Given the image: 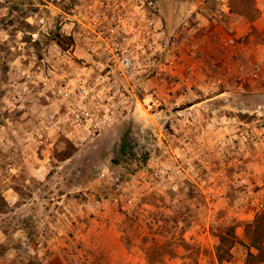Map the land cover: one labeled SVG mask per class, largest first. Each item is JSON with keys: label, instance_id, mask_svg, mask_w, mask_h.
Masks as SVG:
<instances>
[{"label": "rangeland", "instance_id": "374dc122", "mask_svg": "<svg viewBox=\"0 0 264 264\" xmlns=\"http://www.w3.org/2000/svg\"><path fill=\"white\" fill-rule=\"evenodd\" d=\"M83 1L0 0V264H264V0H145L173 48L113 170L45 79Z\"/></svg>", "mask_w": 264, "mask_h": 264}, {"label": "built area", "instance_id": "2783aa9c", "mask_svg": "<svg viewBox=\"0 0 264 264\" xmlns=\"http://www.w3.org/2000/svg\"><path fill=\"white\" fill-rule=\"evenodd\" d=\"M151 3L88 0L61 10L70 29L54 40L48 59L58 65L57 71L47 67L45 79L55 77L71 85L70 126L102 132L121 111L125 97L136 96L141 80L153 75L165 57H170L172 36L163 18L150 8ZM45 20L40 16L38 22ZM66 35L70 42L62 46ZM149 104L159 107L162 101L152 96ZM129 175L136 178L133 170ZM124 203L122 209L126 210L134 199L127 196Z\"/></svg>", "mask_w": 264, "mask_h": 264}, {"label": "crops", "instance_id": "0c3cea01", "mask_svg": "<svg viewBox=\"0 0 264 264\" xmlns=\"http://www.w3.org/2000/svg\"><path fill=\"white\" fill-rule=\"evenodd\" d=\"M80 54L83 55L82 52ZM131 127L136 128V96L134 94L125 97V101H123V104L121 106V111L116 114L114 121L109 124L102 132L96 134L97 137H100L98 143H101L103 145L102 148L105 150L106 154L108 153V157L102 160L106 164L109 160V167L112 170L116 169L115 166H113L114 150H116V145L121 141L126 129H130ZM96 136L87 137H91L90 139L92 140L94 138H97ZM107 177L109 178L110 176ZM144 258L145 256H143V258H140V261H145Z\"/></svg>", "mask_w": 264, "mask_h": 264}, {"label": "trees", "instance_id": "16d2710c", "mask_svg": "<svg viewBox=\"0 0 264 264\" xmlns=\"http://www.w3.org/2000/svg\"><path fill=\"white\" fill-rule=\"evenodd\" d=\"M126 145L123 146V148L125 147ZM126 151V150H125ZM264 213L261 214L255 222L251 223V228L254 229V230H260V231H263L264 230ZM259 248V246H258ZM220 259H221V256H220Z\"/></svg>", "mask_w": 264, "mask_h": 264}]
</instances>
